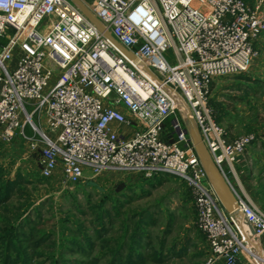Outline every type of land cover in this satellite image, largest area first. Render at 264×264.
<instances>
[{"label": "built area", "instance_id": "built-area-1", "mask_svg": "<svg viewBox=\"0 0 264 264\" xmlns=\"http://www.w3.org/2000/svg\"><path fill=\"white\" fill-rule=\"evenodd\" d=\"M79 1L103 31L76 0H0V141L19 139L27 151H40L39 176H58L64 187L108 171L175 175L193 194L195 226L207 241L204 264H238L241 257L260 264L264 211L242 190L235 169L256 135H228L208 92L216 78L252 66L264 0ZM171 48L174 62L166 57ZM184 117L196 124L240 215L222 208Z\"/></svg>", "mask_w": 264, "mask_h": 264}, {"label": "rangeland", "instance_id": "rangeland-1", "mask_svg": "<svg viewBox=\"0 0 264 264\" xmlns=\"http://www.w3.org/2000/svg\"><path fill=\"white\" fill-rule=\"evenodd\" d=\"M166 57L174 62L172 48L166 52ZM247 81L245 72L216 78L210 85L208 101L228 135L254 133L260 141L264 138V86ZM26 130L30 132L28 126ZM4 145L0 143V165H3L0 175L13 178L20 170L26 177L20 187L23 191H15L8 202L14 213L19 208L25 217L22 221L17 217L14 222L21 221L23 231L33 239L43 238L36 250L41 255H35L32 264H90L92 260L105 264L119 243L120 253L127 252L132 233L136 234L138 249L145 257L141 264H153L155 253L164 258L176 250L170 246L175 248L177 241L182 240L180 232L186 229L184 223L189 221L192 210L195 223L193 194L175 175L157 174L144 180L132 172L108 171L64 187L58 176L41 178L33 161L24 162L19 159L17 148L5 150ZM260 150L259 159L264 168V148ZM88 180L94 184H88ZM238 180L245 192L239 173ZM119 182L123 186L118 185ZM248 197L264 211V200ZM24 201L30 203V207L19 205ZM190 201L191 207L188 206ZM24 206L26 209L22 211ZM85 236L92 241L91 247L86 245ZM184 248L157 264H191L196 260L192 254L194 249L189 244Z\"/></svg>", "mask_w": 264, "mask_h": 264}, {"label": "crops", "instance_id": "crops-1", "mask_svg": "<svg viewBox=\"0 0 264 264\" xmlns=\"http://www.w3.org/2000/svg\"><path fill=\"white\" fill-rule=\"evenodd\" d=\"M245 1L249 5H253V3L255 2L254 0H250V1L245 0ZM263 11H264V6H263ZM254 46L258 51V55L253 60L252 66L249 69L250 71L249 72L247 71L248 73L245 72L248 77L247 82L250 83L251 85H256L259 82V84L261 83L260 85L264 86V32L256 40ZM40 119H41V125H40L41 129L45 130L46 129L45 116L41 115ZM257 139L258 137H256L255 142L252 143L253 145L249 146L244 151V153L238 157L237 161L235 162V169L241 176L242 184L244 186V190L246 194L250 197L252 196L256 197L260 193V191L261 193H263L264 191V168H262L263 166H261L260 159H259L262 153L261 152L262 150L260 149L264 148V138H261L260 141H258ZM0 143L3 144L1 141ZM259 145H261L262 148L258 149ZM3 147L2 148L5 150L12 149V151L13 150L15 151V149L17 148L19 150L18 152L20 156L19 159L23 160L24 162H28V160H31L35 163L36 159L40 155V151H35V152L27 151L24 145V142L19 139H15L13 143H11L10 145H4ZM2 148L1 150H3ZM2 166L3 165H0V167ZM191 203L192 202L190 201L188 203V206L191 207L192 206ZM184 226L186 227V229L180 232L182 240L177 241V245L175 246V248L174 246H170V248L173 247V249H176V250L171 253L170 252L167 253L164 256V258H162L161 254L157 255L155 253V256H154L155 261L153 264H157V262H162V263L165 262L169 258L168 256L172 258L175 253L179 252V250L181 249L185 250L184 247L187 244H189L191 248L194 249V252H192V254L195 256L194 258H196V260L194 262L192 261L191 264H204V260L207 255V241H206L204 233L201 232L199 229H197V227L195 226L194 210L190 212L189 221L184 223ZM242 226L243 228L246 229L245 225H242ZM261 240L264 241V235L261 237ZM129 243L130 241L127 244L129 245ZM134 246L137 247V250H139L138 249V247H140L139 243H137V245L135 244ZM125 254L123 256H125ZM242 259L243 258L241 257L238 264H248L245 260L243 261ZM217 264H221V263H217Z\"/></svg>", "mask_w": 264, "mask_h": 264}, {"label": "trees", "instance_id": "trees-1", "mask_svg": "<svg viewBox=\"0 0 264 264\" xmlns=\"http://www.w3.org/2000/svg\"><path fill=\"white\" fill-rule=\"evenodd\" d=\"M2 43L4 40L1 41ZM210 105V104H209ZM214 115V114H213ZM214 119L217 123L219 122V117H215ZM2 167H0V172ZM155 176H153L154 178ZM4 178V179H3ZM25 175L20 171H16L13 178L5 177L4 175H0V264H32L33 258L35 255L39 254L37 252L38 246L40 242H42L43 238H35L31 234L27 235L23 231V213L19 211V208H16L17 211L15 213L12 210V206L8 204L11 196L15 191H23L20 187L23 186L25 181ZM42 178V177H41ZM144 180H148L142 178ZM90 185H93L94 182L92 180H88L87 182ZM118 185L123 186L122 182H119ZM260 199L264 200V191L257 195ZM26 204V207H30V203L20 202L19 205L23 206ZM264 205V204H263ZM24 206L22 211L26 209ZM11 208V209H10ZM19 211V212H18ZM14 216V217H13ZM20 218L21 221L16 224L15 218ZM22 217V218H21ZM126 233V231H124ZM136 234H130V243L128 245V250L125 256L120 253V243L113 248V256L111 259L105 264H140L145 261V257L141 255V252L137 250V247L134 245L139 242L136 241ZM85 242L88 247L92 246V241L88 236H85ZM32 241L31 244L29 241ZM108 240H105L104 244H107ZM29 243V244H28ZM118 243V241H117ZM38 263V262H37ZM41 264V263H39ZM90 264H98L97 261L92 260Z\"/></svg>", "mask_w": 264, "mask_h": 264}, {"label": "water", "instance_id": "water-1", "mask_svg": "<svg viewBox=\"0 0 264 264\" xmlns=\"http://www.w3.org/2000/svg\"><path fill=\"white\" fill-rule=\"evenodd\" d=\"M78 5L80 6L82 12L89 18V20L96 25L99 30L103 31V28L100 22L87 10V8L79 1L76 0ZM104 36L108 38L125 56L129 59L135 61V58L132 52L128 51L126 48L121 46L110 33L104 31ZM185 125L187 127L188 134L190 136L191 142L194 146V150L199 158V161L205 170L207 179L213 188L222 208L228 213L237 212L239 215L241 214L238 209V204L236 202L235 196L225 181L224 177L214 164L212 158L210 157L204 143L202 142L201 136L199 134V130L196 124L190 117H184ZM247 227H249L247 225ZM250 228V227H249ZM253 233L252 229L250 228Z\"/></svg>", "mask_w": 264, "mask_h": 264}, {"label": "bare ground", "instance_id": "bare-ground-1", "mask_svg": "<svg viewBox=\"0 0 264 264\" xmlns=\"http://www.w3.org/2000/svg\"><path fill=\"white\" fill-rule=\"evenodd\" d=\"M249 246L251 247V249L255 252V254L254 255H256V257L258 256V257H262V253H261V251H260V249H259V247L257 246V244H256V242H255V240H254V238L252 237V236H249ZM254 241V242H253ZM255 245V246H254ZM257 257V259H256V261H259V258ZM263 261V262H262ZM261 262H260V264H264V260H262Z\"/></svg>", "mask_w": 264, "mask_h": 264}]
</instances>
